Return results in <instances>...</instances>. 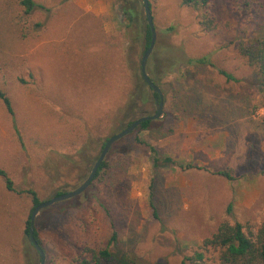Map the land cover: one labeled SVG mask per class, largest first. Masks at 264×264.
I'll return each mask as SVG.
<instances>
[{"label":"rangeland","instance_id":"374dc122","mask_svg":"<svg viewBox=\"0 0 264 264\" xmlns=\"http://www.w3.org/2000/svg\"><path fill=\"white\" fill-rule=\"evenodd\" d=\"M20 1L0 0V87L11 98L22 139L0 102V168L15 189L7 191L0 178V264H23L31 208L23 191L31 188L47 201L78 187L101 139L118 132V110L132 84L116 0H33L32 19L43 26L25 37ZM179 3L156 0L152 8L158 29L176 27L163 40L171 50L152 57L153 49L147 62L163 94L164 117L114 143L92 189L70 199L69 209L51 206L52 218L37 225L44 264H70L83 247H104L113 230L112 252H130L142 264H180L222 221L264 223V93L225 26L229 0H215L218 27L207 34ZM204 53L236 81L186 65V55ZM177 59L182 66L172 74H151L158 62ZM154 112V103H144L137 117ZM142 143L171 162L154 165Z\"/></svg>","mask_w":264,"mask_h":264},{"label":"trees","instance_id":"16d2710c","mask_svg":"<svg viewBox=\"0 0 264 264\" xmlns=\"http://www.w3.org/2000/svg\"><path fill=\"white\" fill-rule=\"evenodd\" d=\"M154 1L156 0H148L151 15ZM141 2L142 0H116L119 10L125 17L124 35L126 46L124 48L123 62L124 65H126L132 80L131 87L125 93L124 103L118 110V114L121 116L118 132L128 127L135 119L139 118L137 116H139L142 104L151 102L155 105V98L157 97L144 82L140 74L141 58L139 61L138 53L142 49V55L144 54L151 39V32L147 25ZM18 5L21 8L22 13L21 25L24 31V35L22 36L25 37L40 30L43 24L32 19L33 10L37 8V4L33 0H21ZM179 5L180 7L189 8L194 12L199 33L207 34L215 31L218 27L219 16L215 0H180ZM226 17L227 20L225 26L233 30L236 34L237 52L242 58H244L247 66L251 68L257 85L264 93V0H229V5L226 7ZM152 20L156 32V41L154 52L152 54V57H154L161 53L162 48L163 50L165 48H168L169 51L171 50L170 43L163 40L173 35L176 32V27L171 24L158 29L154 23L153 15ZM161 45L165 47H162ZM186 58V65L208 66L215 69L216 72L224 77L227 82L236 81V78L231 73L214 64L211 53H204L197 56L186 55ZM180 62L179 59L169 60L164 64L158 62L156 66H153V70L151 67L150 72L152 74V71L154 73L156 71V74L167 76L182 66ZM147 74L150 80L159 87L158 82L150 76L149 71H147ZM21 81L22 83H25L23 80ZM262 99L264 100V94ZM0 102L10 118L12 130L17 140L21 142L22 139L16 122L11 98L1 87ZM158 123V121H145L134 131H148L152 125ZM107 139H101L100 151ZM142 145L149 148L150 157L154 165H157L159 162H171V158L168 156L160 157L152 146L145 145L144 143H142ZM98 155L95 157V161L97 160ZM91 158L92 156H88L84 161L85 170L90 167L91 160L93 159ZM105 167L106 161L104 160L85 192L92 189L94 182L98 180L101 171H103ZM219 173L227 180H232L231 175L226 171ZM0 178L3 180L7 191H15L12 181L9 179L7 173L1 168ZM23 193L27 194L30 198L31 208L28 217L24 222L20 251L23 264H38L40 263V256L29 241L28 229L32 210L43 201L40 200L37 193L31 188L23 191ZM64 193L66 192L57 193L55 196ZM71 200L60 203V210L58 211L64 212L69 209L68 205ZM52 211V207L41 210L34 223V238L45 254L46 248L40 239L37 225L40 223L41 226H44L54 215V212ZM228 211H230V208H228ZM116 240L117 234L113 230L104 247H83L81 252L71 259L70 264H142L139 258L130 252H112L110 246L114 244ZM207 254H210V256L214 258L215 264H264V223L256 225L240 224L237 222L230 223L226 220L222 221L218 225L216 231L209 237L205 238L199 245V248L195 250L192 255L184 257L180 264H207Z\"/></svg>","mask_w":264,"mask_h":264},{"label":"water","instance_id":"95a60500","mask_svg":"<svg viewBox=\"0 0 264 264\" xmlns=\"http://www.w3.org/2000/svg\"><path fill=\"white\" fill-rule=\"evenodd\" d=\"M142 5H143V9H144V16H145L147 25L150 29V32H151V39H150V43H149L148 48L146 49V51L144 52V54L141 57L140 74H141V77L144 80V82L147 84V86L153 92V94H155L157 96L155 98V112L150 116H142V117L135 119L128 127L124 128L123 130H121V131L117 132L116 134H114L113 136L109 137L105 141V143H104V145H103V147H102V149H101V151L97 157V160L93 164V167H92L91 171L89 172L88 176L78 187H76L75 189H73L69 192L61 194L59 196H55V197L51 198L50 200L43 201L41 204H39L38 206H36L32 210L31 215H30V220H29V229H28L29 241L34 246L35 250L38 252V254L40 256V263L39 264L45 263V253L42 250V248L40 247V245L37 243V241L35 240L34 235H33V233H34V222L36 220L38 213L41 210H44L46 208L51 207L55 203L70 200V199L78 197L79 195L84 193L88 189V187L90 186V184H91L92 180L94 179L99 167L101 166V164L104 161L108 151L110 150L111 146L114 143H116L117 141H119L122 138L131 134L141 123H143L145 121H158L164 117L163 94L161 92V89L158 86H156L150 80V78L147 74V71H146L148 58L150 57V55L152 54L153 49H154V45H155V41H156V32H155V28H154V24H153V20H152V15H151V12L149 9L148 0H142Z\"/></svg>","mask_w":264,"mask_h":264},{"label":"flooded vegetation","instance_id":"af4514ba","mask_svg":"<svg viewBox=\"0 0 264 264\" xmlns=\"http://www.w3.org/2000/svg\"><path fill=\"white\" fill-rule=\"evenodd\" d=\"M93 167V166H92ZM92 169V168H91ZM91 171V170H90Z\"/></svg>","mask_w":264,"mask_h":264}]
</instances>
